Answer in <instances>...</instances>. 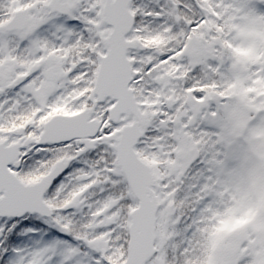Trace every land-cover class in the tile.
<instances>
[{
	"label": "snow or ice",
	"instance_id": "6c2138e0",
	"mask_svg": "<svg viewBox=\"0 0 264 264\" xmlns=\"http://www.w3.org/2000/svg\"><path fill=\"white\" fill-rule=\"evenodd\" d=\"M0 264H264V0H0Z\"/></svg>",
	"mask_w": 264,
	"mask_h": 264
}]
</instances>
